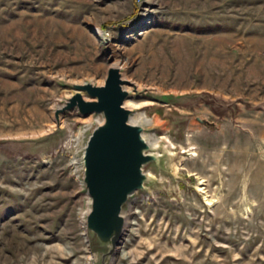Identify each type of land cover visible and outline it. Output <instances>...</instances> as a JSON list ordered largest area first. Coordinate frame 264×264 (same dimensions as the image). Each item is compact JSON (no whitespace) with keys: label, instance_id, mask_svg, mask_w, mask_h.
I'll list each match as a JSON object with an SVG mask.
<instances>
[{"label":"rangeland","instance_id":"374dc122","mask_svg":"<svg viewBox=\"0 0 264 264\" xmlns=\"http://www.w3.org/2000/svg\"><path fill=\"white\" fill-rule=\"evenodd\" d=\"M117 63L182 97L129 99L174 175L132 203L113 264H264V0H0V264L91 263L75 148L92 116L30 138L65 81Z\"/></svg>","mask_w":264,"mask_h":264},{"label":"water","instance_id":"95a60500","mask_svg":"<svg viewBox=\"0 0 264 264\" xmlns=\"http://www.w3.org/2000/svg\"><path fill=\"white\" fill-rule=\"evenodd\" d=\"M64 84L71 93L54 108L55 126L30 141L65 142L69 136L63 122L65 114L92 116L84 123L75 148L76 172L88 195L83 224L90 264H113L128 227L132 203L159 188L161 177L174 175L170 153L151 139L159 126L138 119L136 107L128 100L133 95H147L162 103L176 104L182 96L140 87L126 78L118 63L109 66L103 82L87 79Z\"/></svg>","mask_w":264,"mask_h":264},{"label":"bare ground","instance_id":"6f19581e","mask_svg":"<svg viewBox=\"0 0 264 264\" xmlns=\"http://www.w3.org/2000/svg\"><path fill=\"white\" fill-rule=\"evenodd\" d=\"M128 104H130L131 106H136L134 102H132L131 100H128ZM139 106V105H138ZM144 117V116H143ZM144 121V120H143ZM148 122V121H147ZM155 144V143H154ZM76 161V160H75ZM77 166V165H76Z\"/></svg>","mask_w":264,"mask_h":264}]
</instances>
